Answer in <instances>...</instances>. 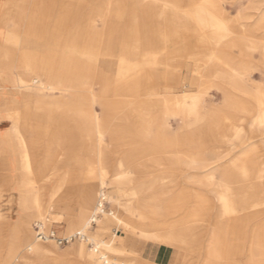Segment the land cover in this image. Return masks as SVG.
<instances>
[{
	"label": "bare ground",
	"instance_id": "obj_1",
	"mask_svg": "<svg viewBox=\"0 0 264 264\" xmlns=\"http://www.w3.org/2000/svg\"><path fill=\"white\" fill-rule=\"evenodd\" d=\"M45 1L47 0L0 1V11L5 8V12L0 14V86L8 84L24 102L22 107H18L17 100L14 99L9 102L6 99L0 102L5 111L11 112V118L14 121L12 133L16 134L15 141L7 133L0 134V153H8L14 160L10 162V166L15 163L14 169L17 176L14 184L18 194L17 205L27 213L22 238L18 235V225L12 229V241L6 248L7 252L0 264H15V262L18 264H34V262L72 264L71 257L76 260V264H155L139 256L123 259L120 254H127V252L121 247L114 246L116 230L111 232L112 225L130 226L138 236L163 247L165 251L158 264H164L163 262L172 256V248L169 247L172 245L171 241L178 243L183 241L188 232L190 233V230L202 220L201 215L204 212L221 211L220 217L224 220L227 229H232L235 233L239 232L240 223L247 220L246 214L242 215L243 217L236 216L237 204L240 205L242 201H239V198L244 199L241 203L242 208L248 209L250 213L264 209V200L248 199L254 191L252 187L241 191L234 190L228 185L229 180L222 178L218 186L210 188L212 197H209L207 192L197 190L187 194L191 195L189 217L183 224H172L171 230L174 231L160 237L147 220H151L159 211L155 198L163 194V178L166 176L162 174L151 176V173L146 170V174H142L141 171L144 170L137 167L143 162L133 159L134 156L130 153L129 156H119L120 159L113 155V150L108 147L104 137L105 134H111L109 122L101 121L92 107L94 91L91 80L96 74L94 59L99 51H102L104 53L101 55L106 57L104 63L112 64L111 73L125 75L122 78L108 75L104 84L106 92L116 87L120 91L117 93H120V97L123 98L130 88L136 92V96H145L153 105L163 103L162 107L148 108L144 124L137 128L138 139L145 141V149L142 151L151 150L150 145L160 147L172 143L179 144V141L158 143L164 138L163 130L171 128L170 119L185 121L183 127L189 132L198 131L203 126L205 129H231L233 134L237 135L236 138L240 139L244 123L225 121L226 124L223 126L215 122L219 118L228 117L225 113L223 114L227 108L231 111H241L247 130H251L252 135L254 132L257 133L261 144H264V0H247L249 8L247 10L238 8L233 15L228 12V5L226 6L223 0H190L191 8L188 11L177 8L176 0H131V11L126 17L127 21L120 26L117 24L119 21L117 7H120L122 0H95L94 2L61 0L69 1L66 5L67 10H71L74 15L81 14V8L87 6L86 9L90 15H86L85 18L90 22L100 20L103 27L106 28L108 25L111 34L110 37L105 38V32L102 31L104 28L98 29L97 32V28L93 27L92 23L90 27L96 32L91 30L84 37L81 32H77L78 38L76 36L69 40L63 38L61 41L55 34L63 29L60 27L62 23H58L59 20L51 21L52 10L49 9L48 4H43ZM13 3H15L14 6ZM68 11L66 14L70 13ZM148 19L151 21L149 35L146 34L143 26ZM244 20H250L251 24L243 22ZM191 21H195L196 27L190 30ZM234 21L239 25H233ZM4 28L11 30L13 35L4 36ZM198 30L209 31L207 37L200 35L198 38V43L203 47L202 52H193L190 47H186L183 52L179 47L166 52L159 61L179 65L183 56L198 57L200 66L210 71L214 79L207 88L209 90L214 88L221 97L217 105L210 103L207 108L201 93L194 95L184 91L173 94L161 93L158 89L161 82V86L172 88L179 83L178 80L180 81L181 77L178 79L179 77L175 75L168 78L166 68L159 70L155 69L154 65H145L146 58H142L146 49L155 53L157 44L166 45L170 36L189 35L191 31L196 33ZM46 36H48L47 39H45ZM19 38L20 41L24 38L26 47L31 44L36 46L17 53L19 49L10 45L8 41L12 39L18 41ZM46 44L61 50L43 51L42 47ZM103 44L106 46L105 50L100 49ZM234 49L238 56L233 58L230 52ZM255 54L257 62L253 60ZM107 58H110L109 61ZM126 61L132 65L137 62L142 63L143 67L135 71L131 68L127 69ZM254 70H258V73L253 72ZM190 80L192 83H197L198 77L190 78ZM52 89L63 93V107L75 103L76 100L84 101L78 110V116L85 119L89 133L91 132L95 140L88 157L91 170L87 173L89 176L82 185L71 181V168L67 166L69 158L66 156L67 138L61 128L62 125H58L53 135L48 137L49 140L45 141L44 165L38 164L35 157L37 140L44 135L40 137L36 126H32L31 119L36 110L30 109L34 100L39 102L51 100L45 90ZM80 92L85 93V96H81L82 99L77 96ZM235 96L238 97L237 104L232 106ZM22 108H24L23 113L20 112ZM201 119H207V122L200 125ZM153 127L157 130L155 135L150 134ZM173 135V138L181 136L179 133ZM182 143L187 145L189 142L182 141ZM183 152L189 153L182 157H160L159 154H153V157L148 158L158 165L164 164L165 161L178 163L183 161L187 168L197 173V176L198 171L202 170L206 175L213 177L214 167L205 162V155L193 156L189 148L184 149ZM134 164L137 166L136 176L130 172V167ZM235 166L246 179L245 176L250 173L245 163L240 162ZM166 167L164 164L161 169ZM48 170L54 173L50 175ZM263 173L262 162L256 170L255 177L260 178ZM151 187L157 188L153 190ZM75 190L79 192V195L76 198L74 214L67 217L66 221L61 220L62 214L54 218L50 210L52 204L67 203ZM234 191H240L243 194H235ZM43 193L44 196H42ZM210 199H214V202ZM106 204H113L115 211L105 210ZM121 209H124L128 216ZM130 214L137 216V223L131 222ZM29 216L35 217L37 220L35 225L44 231H49L45 228H48L46 225L52 218L56 220L53 223L66 225V235L63 237L69 238L77 234L79 236H75L76 241L71 245L59 250L55 247L53 239L41 241L36 234L33 235L29 226ZM236 219L238 227L229 228L231 222ZM259 225L257 223V226H253L250 230L248 264H264V225ZM191 235L196 242L197 236L194 233ZM216 237V231L212 230L210 240L214 244L213 249L208 248L204 253L200 249L194 251L195 255L198 252L195 257L202 253L205 255V264H223L221 260L225 258L218 255L220 251L217 246L220 243L216 241ZM71 242L72 240L68 244Z\"/></svg>",
	"mask_w": 264,
	"mask_h": 264
},
{
	"label": "rangeland",
	"instance_id": "obj_2",
	"mask_svg": "<svg viewBox=\"0 0 264 264\" xmlns=\"http://www.w3.org/2000/svg\"><path fill=\"white\" fill-rule=\"evenodd\" d=\"M2 1V0H0ZM95 0H91L94 2ZM171 1V0H170ZM175 1V0H174ZM224 4L228 7V12L230 14H235L238 8H242L247 10L249 5L247 4V0H223ZM68 2H63L61 0H52L45 1L43 4L49 5V9L52 10V18L51 21L59 20L58 23H62L60 27V31L56 32V38L61 41V39L78 38L79 34L77 32H81L83 37L85 34L87 35L91 30L93 32H98V29L104 28L103 33L104 37L108 38L111 36L109 27L107 25V29L105 26L103 27L102 22L100 20H94L90 22L89 19H86V15H90L89 11H87V6H83L81 8V14L74 15L71 13V10H67ZM176 6L179 7L181 11L190 10V0H176ZM246 3V4H245ZM15 3H13L14 6ZM245 4V5H244ZM7 5V4H6ZM232 6V7H231ZM131 0H122L119 8V21L117 22L118 26L121 24H125L127 21L126 17L131 11ZM231 7V8H229ZM4 9H1L2 12H5ZM70 12L66 14V12ZM87 11V12H86ZM86 12V13H85ZM89 18V17H87ZM252 21V19H251ZM250 20H244L243 22H249ZM195 21H191L189 23L190 30L196 27ZM93 23L94 28L91 29L90 25ZM235 26H238V22L232 23ZM49 26V24H48ZM123 26V25H122ZM121 26V27H122ZM146 29V34H151V21L148 19L143 25ZM8 28H4V32ZM11 31V30H10ZM208 30L190 32L189 35H178L170 36V40L167 41L166 45H158L157 49L154 51L146 49L142 54V58L145 57V65H154L155 69L161 70V68H166L168 71V78H172L177 75L181 80H178V84L172 88L165 87L164 85L158 89L160 92L173 94L180 93V91H184L187 94L194 95L201 93V98L203 99L204 105L206 108L211 103L212 105H217L219 100L221 99L220 93L215 92L214 88H207L209 84L214 82V79L211 77V72L207 71V69L201 65L198 57L194 56H183L181 59V63L179 65H171V63H163L159 61V58L163 57L166 52L173 51L180 47V49L184 52L186 47H190L193 52L199 51L202 52L203 47L200 43H198V38L200 35L203 37H207ZM48 36H46L47 39ZM146 38V37H144ZM14 39V38H13ZM7 40L10 45L13 47H17L19 49L17 53H20L22 50L26 48H33L36 46L35 44L29 45V47L25 45L24 38L20 41V38L17 40ZM83 39V38H82ZM51 40V39H50ZM145 40V39H144ZM80 41V39H78ZM81 42V41H80ZM103 42V41H102ZM20 45H19V44ZM21 46V47H20ZM52 46V45H51ZM100 49L106 48L103 44ZM19 47V48H18ZM43 51H51V49H55L56 51H60L61 48H52L48 44L42 47ZM102 51H99L97 57L94 59V64L96 65V74L91 79L92 80V88L94 93V102L92 103L93 109L99 115L101 121L109 122V129L111 130V134H105V142L107 143L109 148H112L113 155H115L118 159L119 156L124 155L129 156L130 153L134 156L133 159L139 160L143 162L142 165H138V167L134 164L130 167V172L132 175L136 176V167L139 169H143L141 171L142 174H146V172H150L151 176L155 174L165 175L163 179V194L156 196V205L159 207V211L157 214L153 215L151 220H147V222L151 223V226L155 229L157 234L160 237L166 236L168 232H173L171 230L172 224L182 223L187 220L189 217V213L191 212V195H187L193 190H197L198 192H207L206 194L210 197L213 196L210 193V188L213 186H218L220 179L226 178L229 180L228 185L234 190H243L252 187L254 189L252 196H248L249 200H264V173L262 177L256 178V170H258L259 165L263 162L264 167V144H261V139L257 135V133L250 132L251 130H247L248 127L245 125V118L242 115V112L239 110L231 111L229 108L223 111L228 117L219 118L215 122L219 125H225V121L238 122L240 124L244 123L243 132L240 134V139L236 138L235 134L231 129L217 130V129H205L204 126L202 129L198 131H187L183 124L185 121L182 119H170L169 123L171 128L168 130H163L164 138L159 140V142H174L179 141V144L172 143L171 145H162V146H149L151 150L142 151L145 149V141H141L137 137V128L144 124V120L146 119V110L148 108H152L154 106L158 107L163 105L156 103H149L148 100L144 97L136 96V92L129 88L126 92V95L122 98L120 97V92L116 87H112L107 92L104 90L105 79L109 77L108 75H114L111 73L112 64L104 63L106 57L101 55ZM230 54L232 57L238 56L237 51L231 50ZM108 59V58H107ZM110 59V58H109ZM108 59V61H109ZM257 55L255 54V62H257ZM127 69L131 68V70L135 71L138 68L143 67L142 63L137 62L135 65L130 64L126 61ZM147 63V64H146ZM93 64V62H92ZM201 68L203 70H201ZM253 72L258 73V70H254ZM125 75L116 74L114 77L122 78ZM257 76V74L255 75ZM184 77V78H183ZM198 77L197 83H192L190 78ZM259 79L258 77H256ZM185 79V80H184ZM207 84V85H206ZM60 90H45L48 95V98L51 99L45 102L33 101L32 107L30 110L34 111V116L31 119L33 122L32 126H36L37 134L41 137L37 140V145L35 149V157H37V163H41L44 165L45 161V141L49 140L48 137L53 135L54 129L58 125H62L61 128L64 131L67 138V153L68 156L67 166L71 168L72 174V183H76L77 185L84 184V180L88 178V172H90L91 168L88 164V157L90 156L91 147L94 146L95 137L89 133V127L85 119L78 116V110L82 107L84 101L76 100L75 103H71L66 107H63L64 104V95ZM56 95V96H55ZM85 96V93L80 92L78 98L82 99L81 96ZM7 100L8 102L12 99L17 100V106H24V102L21 101V97L16 94L14 90L8 84H2L0 86V102L3 100ZM53 99V100H52ZM238 97H234V102L231 103L232 106L237 104ZM165 106H171L170 104H164ZM13 107V106H12ZM63 107V108H62ZM24 108L20 109V112L23 113ZM72 111V112H71ZM74 116H73V115ZM207 119H201L200 125L205 124ZM160 123V122H159ZM21 124V123H20ZM19 124V125H20ZM161 124V123H160ZM14 121L11 118V112L5 111L0 105V134L7 133L10 135V138L14 141L16 140V134L13 132ZM21 126V125H20ZM9 129V130H8ZM8 130V131H7ZM180 131V132H179ZM161 132V131H160ZM159 133V132H158ZM175 133H179L181 135L178 138H173ZM221 133V134H219ZM151 135L157 134L156 128L153 127V131L150 133ZM257 135V136H256ZM153 142V140H150ZM182 141L189 142L187 145L182 143ZM181 143V144H180ZM187 146V147H186ZM144 147V148H142ZM190 149V153L193 156L203 154L205 155V162L209 163L210 166L214 167L213 177L206 175V173L202 170L198 171V176L194 171L187 168V165L180 161H165L164 164L167 166L164 169L161 167L164 165H158L152 163L148 157H153V154H159L160 157H182L186 156L187 153H184V149ZM130 155V156H131ZM110 159H113L110 157ZM14 160L11 155L8 153H0V261L2 257L7 252V247L12 241L13 228L18 227L19 225V233L18 235L22 238V232L24 231L25 223L24 220L26 218V212L18 208L17 205V191L16 186L14 184L15 178V163L10 166V162ZM244 162L246 168L249 169V175L244 179V176L241 174L240 170L235 166V164ZM54 170V169H53ZM146 170V172H145ZM11 173V174H10ZM54 173L52 170H48V174L51 175ZM196 175V176H195ZM225 175V176H224ZM39 178V182H40ZM40 187V185H39ZM153 190L157 187H151ZM240 191L235 192L242 193ZM76 193V194H75ZM243 194V193H242ZM79 195V192L75 190L73 196L70 200L65 202H56L52 204V208L50 209L53 212V217H59L58 214L61 215V220L66 221L65 219L69 217L71 214H74L76 208V198ZM44 196V193L43 195ZM152 197V196H151ZM153 198V197H152ZM151 198V199H152ZM241 203L244 201L243 198L238 199ZM211 202H214V199H210ZM123 202V201H121ZM194 203V201H193ZM241 203L236 204L238 206V214L236 216L243 217L245 215L247 220L245 222L240 223L239 232H232V229H227L224 220L220 217L221 211L212 213V212H204L201 215L202 220H200L195 227L190 230V233L184 237V240L180 243L176 241H171L169 247L172 248V256L169 257V260L163 262L164 264H205L203 253L208 250V248L213 249V243H211L210 237L212 230L216 231V241L220 243L217 248L220 251V257L225 258L221 262L223 264H248V249L250 248V230L253 226H257V223L260 225H264V209L255 212H248V209H243ZM45 204V200H44ZM114 209V205H105V210L110 211ZM121 211L126 214L124 209ZM65 212V213H64ZM64 213V215H63ZM69 214V215H68ZM128 216V214H126ZM72 216V215H71ZM126 217V216H125ZM249 217V218H248ZM63 218V219H62ZM131 222L137 223V216L135 214H130ZM55 220V219H54ZM54 220L50 218L48 224L46 225L48 228L46 230H54L55 235L59 237H63L66 235V229L64 223H53ZM36 219L33 216H29V226L32 230L33 235L36 234L35 223ZM56 222V220H55ZM153 224V225H152ZM237 219L234 222H231V226L229 228L238 227ZM235 225V226H234ZM259 225V226H260ZM113 227L115 229H113ZM114 234V246L117 248L121 247L126 250L127 254H120L123 259H128L132 256L142 257L145 261H150L151 263L158 264L160 259H162L165 249L160 245H157L155 242H151L150 240H146L137 234L134 233V229L128 226H111V232L115 231ZM110 232V233H111ZM195 234L197 236V241H193L192 235ZM233 233V234H232ZM248 233V234H247ZM76 239L74 238L71 243H62L58 244L54 242L55 247H58L59 250L65 248V246L71 245ZM160 248L161 253L157 258V261H153V251ZM216 248V249H217ZM200 249L203 253L195 257L196 250ZM176 257V258H175ZM72 264H76V260L72 257ZM15 264H18L15 262ZM34 264H41L34 262Z\"/></svg>",
	"mask_w": 264,
	"mask_h": 264
},
{
	"label": "built area",
	"instance_id": "obj_3",
	"mask_svg": "<svg viewBox=\"0 0 264 264\" xmlns=\"http://www.w3.org/2000/svg\"><path fill=\"white\" fill-rule=\"evenodd\" d=\"M35 230H36V237L39 238L41 241H48L53 239L58 244L68 243L69 241L73 240L75 236H79V234H77L69 238L59 237L55 235L54 230L44 231L43 229H40L38 225H35Z\"/></svg>",
	"mask_w": 264,
	"mask_h": 264
},
{
	"label": "crops",
	"instance_id": "obj_4",
	"mask_svg": "<svg viewBox=\"0 0 264 264\" xmlns=\"http://www.w3.org/2000/svg\"><path fill=\"white\" fill-rule=\"evenodd\" d=\"M1 12L2 11H0V14H1ZM7 30V29H6ZM4 32V31H3ZM2 34V33H1ZM3 35L4 36H7V35H10V36H12L13 35V33H12V31H8L7 30V32L5 31L4 33H3ZM45 39H46V37H45ZM9 130V129H8ZM7 130V131H8ZM160 253H161V249L160 248H158V249H156L155 251H153V261L154 262H156L157 261V258L159 257V255H160ZM169 260V258L166 260V261H168ZM166 263V262H165Z\"/></svg>",
	"mask_w": 264,
	"mask_h": 264
}]
</instances>
